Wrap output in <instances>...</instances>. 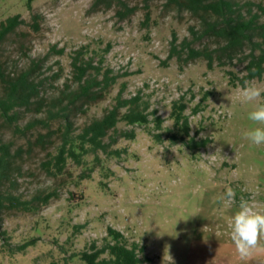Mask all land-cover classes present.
<instances>
[{
	"label": "rangeland",
	"instance_id": "1",
	"mask_svg": "<svg viewBox=\"0 0 264 264\" xmlns=\"http://www.w3.org/2000/svg\"><path fill=\"white\" fill-rule=\"evenodd\" d=\"M235 1L244 13L249 4L264 5V0ZM126 2L136 12L122 19L117 5L95 7V0H0V24L16 15L24 20L0 44V69L6 76L17 77L36 62L33 78L42 82L41 95L50 100L67 84L76 87L71 63L79 51L95 66L120 76L86 114L71 113L74 134L101 118L124 86V97L140 93L150 103V112L157 110L164 120L161 129L153 117L147 126L119 123L118 130L135 131L134 140L118 139L107 152L83 157L81 165L69 159L65 172L51 177L43 163L50 159L48 152L56 151L64 123L23 131L29 122L47 117L23 107L19 132L0 115V142L9 143L13 151L23 149L17 160L20 170L15 169L14 181L3 191L23 200L56 193L36 213L2 210L0 264H84L78 254L94 242L101 246L109 227L146 246L152 262L145 264H264V239L250 257H239L227 227L236 208L225 209L217 200L231 187L237 202L257 189L256 199L264 202V145L255 146L243 136L257 126L248 119L254 103L235 102L247 73L243 58L248 49L232 60L216 54L211 68L205 58L186 62L185 44L213 50L223 42L199 39L192 29L201 32V20L168 6L166 0ZM34 15L38 29L32 25ZM173 46H178L176 52ZM1 75L0 97L5 92ZM251 81L264 85V78ZM183 96L190 137L208 139L204 148L190 149L185 141L173 139L178 131L171 119L172 104ZM49 129L56 134L46 144L48 150L41 145L30 148Z\"/></svg>",
	"mask_w": 264,
	"mask_h": 264
},
{
	"label": "trees",
	"instance_id": "2",
	"mask_svg": "<svg viewBox=\"0 0 264 264\" xmlns=\"http://www.w3.org/2000/svg\"><path fill=\"white\" fill-rule=\"evenodd\" d=\"M106 3L108 7L117 5V13L122 19L129 17L136 12L135 7H130L126 0H95V7ZM166 4L180 10H186L193 16L199 18L203 25L201 32L192 29V33L199 39L214 37L216 41L223 44L213 50L196 49L190 44H185L183 51L187 48L186 62L205 58L211 68L216 54L219 59L227 56L234 59L236 55L248 49L243 61L246 75L241 79L244 81L264 78V5L249 4L246 13L235 0H166ZM256 7V10H254ZM33 27L39 28L38 16L34 15ZM24 23L21 16L9 17L0 24V44L14 33ZM177 39L173 40L176 44ZM178 46H173L172 51L176 52ZM60 53H63L61 51ZM170 57H173L170 56ZM36 62L33 67L24 70L16 76L5 75L0 69L2 80L5 82V92L0 97V115L9 127L21 132L19 125V109H33L36 113H47L45 119L36 118L29 122L23 131H30L39 125L50 127L53 121L64 123L61 131L60 143L55 152H48L50 159L43 163L44 170L51 177H58L65 172L69 159L78 165L82 164L83 157L98 154L99 151L107 152L108 149L117 143L118 139L126 138L134 140V130H118L119 123L128 126H147L151 123L152 117L156 128L161 129L164 122L157 110L150 112V103L140 93L129 98L124 97L125 86L121 88L115 99V104L108 108L101 118H94L86 124L78 134L73 132L71 113L80 112L86 114L88 107L105 98L109 89L115 85L120 76L112 69H103L100 65L95 66L91 60H86L82 51L72 59V83L66 85L58 96L47 100L41 95L40 85L42 82L34 80ZM205 99V98H204ZM204 101V100H203ZM202 103V102H201ZM200 103V104H201ZM200 104L194 109V114L200 111ZM187 103L185 97H181L172 104L171 119L174 120V127L178 134L173 139L185 141L190 149L204 148L208 139L196 141L190 137L191 126L189 116L186 115ZM55 131L49 129L47 134H40L35 141L30 143V148L41 145L47 149ZM180 135V137H179ZM159 137V136H158ZM186 138L188 140L186 141ZM109 139V142H106ZM23 149L20 147L12 150V146L6 142H0V213L4 208L18 209L26 212H39L56 196V193H38L31 200H23L20 196L3 191V186L13 180L17 160L21 158ZM85 177V176H84ZM88 177V175L86 176ZM32 245V244H30ZM84 264H145L152 262L146 253V246L138 242H130L119 230L113 227L108 228L104 243L100 246L93 243L89 250L78 254Z\"/></svg>",
	"mask_w": 264,
	"mask_h": 264
},
{
	"label": "clouds",
	"instance_id": "3",
	"mask_svg": "<svg viewBox=\"0 0 264 264\" xmlns=\"http://www.w3.org/2000/svg\"><path fill=\"white\" fill-rule=\"evenodd\" d=\"M235 102L241 105L254 103L253 110L248 113V119L257 126L246 131L243 136L255 146L264 145V85L244 81L237 90ZM258 192L259 189L249 198L241 197L237 202L235 191L228 187L217 197L223 208H236L228 218L227 227L230 230V239L242 260L250 257L252 251L260 247V242L264 239V202L256 199Z\"/></svg>",
	"mask_w": 264,
	"mask_h": 264
}]
</instances>
